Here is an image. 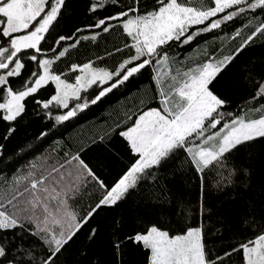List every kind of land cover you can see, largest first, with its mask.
<instances>
[{"label": "snow or ice", "instance_id": "snow-or-ice-1", "mask_svg": "<svg viewBox=\"0 0 264 264\" xmlns=\"http://www.w3.org/2000/svg\"><path fill=\"white\" fill-rule=\"evenodd\" d=\"M101 41L103 53L72 59ZM257 42L264 0H84L82 18L72 0H0L5 168L26 122L41 127L18 160L116 98L102 121L0 180V264H100L88 253L103 215L171 205L178 175L195 181V203L175 220L134 211L130 232L114 219L113 264H128L130 250L138 264H264V59L245 57ZM97 149L114 168L85 158Z\"/></svg>", "mask_w": 264, "mask_h": 264}, {"label": "trees", "instance_id": "trees-1", "mask_svg": "<svg viewBox=\"0 0 264 264\" xmlns=\"http://www.w3.org/2000/svg\"><path fill=\"white\" fill-rule=\"evenodd\" d=\"M193 2H195V0H193ZM83 8H84V0H72V14L75 17L77 18L83 17ZM108 39L109 41H112L113 37H109ZM203 43L204 42L201 41V45H203ZM213 43L218 44L219 40L213 41L212 38L209 37V45L211 46ZM104 46H105L104 42L101 41V46L99 49L88 48L86 50L82 48L79 50L78 53L73 54L72 59L83 60L86 56H91L93 51H98L100 53H103ZM193 47H195V45ZM245 57L249 58L252 61H255L257 66H259L260 60L264 59V47H261L259 45V42H257L256 46H254L248 52L245 53ZM141 87H148V85L147 83H145L141 85ZM239 95L240 96L244 95V91L241 90ZM115 99L116 98L113 97L112 101H114ZM112 101H105V103L94 107L92 111L87 114L86 117H83L79 121L78 125L71 126L68 129H62L60 133H57V135L52 136L49 140L44 142L39 147L37 152L35 153L29 152V154L25 156L24 160H18V156L22 154L24 151L28 150V146L34 142V137L38 129L41 127L40 124L35 123L33 121L26 122L16 133V135L6 144L5 158L9 161V164L12 160H17L18 162L14 166H11L10 164L8 168H5L4 163H0V170H2L0 171V180L3 179L4 175L10 176L11 172L14 170V167H20L26 162L32 160L33 156L39 155L42 152L51 151L54 148L56 141L61 139L67 140L70 133L73 135V137H75L79 132L81 126H83L84 131L86 132L87 129L90 128L94 122L98 120L102 121V118L108 115L109 104ZM120 102L123 103V100H121ZM3 131H4L3 127L2 125H0V135L3 134ZM0 143H3V141L0 140ZM85 158L88 159L94 165L103 164L108 167H113V168L115 167L113 162L109 158H107L106 155L103 153V151L100 149H97L95 152L88 153ZM241 158L246 159L247 157L246 155L242 154ZM256 163H257L256 181L258 183L260 171H261V163L259 160H257ZM207 179L209 185H211L213 182L212 176L211 175L208 176ZM194 184L195 181H193L190 184L186 181L185 178H181L178 175L175 181L172 184H170V187L172 189L171 205L165 204L161 206L160 204L148 200L147 203L142 202L141 206L138 209H132L127 205H121L119 208L115 209L114 211L104 214L102 217L104 224V230L102 236L95 245L89 248L88 259L94 260L98 258L100 264H113V255L108 242L110 239V232L114 219L120 220L122 222L123 232H130L136 226V220L133 218L134 211H138L140 213L153 214V218L161 217V218H171L175 220L178 214L182 216L184 214L186 207L189 204H194L197 199V190L195 187H193ZM251 198L255 201L257 206H259V202H260L259 194L253 193L251 194ZM220 199H223L222 193H219L213 189L210 192V194L207 196L206 199L207 206L211 208L213 211H215L218 205V201ZM161 214H163V216ZM215 221H216V217L214 216L212 221H206V223L211 224V223H215ZM80 246H81V242H78L77 245H74L73 249H71L70 251L74 252L75 249ZM140 259L141 257L138 254L130 250L128 256V264H138V261Z\"/></svg>", "mask_w": 264, "mask_h": 264}]
</instances>
